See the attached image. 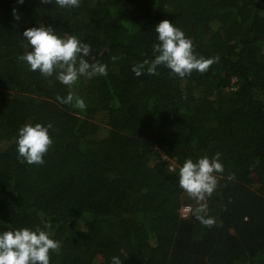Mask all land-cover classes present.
<instances>
[{"label": "trees", "instance_id": "trees-1", "mask_svg": "<svg viewBox=\"0 0 264 264\" xmlns=\"http://www.w3.org/2000/svg\"><path fill=\"white\" fill-rule=\"evenodd\" d=\"M0 2V234L50 233L61 245L50 264H264V0ZM163 20L194 54L219 62L185 78L164 66L137 77L132 67L153 58ZM40 24L89 44L83 58L107 75L65 86L31 71L18 57L32 50L23 32ZM69 92L84 110L57 100ZM26 123L53 125L43 165L18 160ZM215 153L224 171L204 202L209 228L193 215L179 169Z\"/></svg>", "mask_w": 264, "mask_h": 264}, {"label": "clouds", "instance_id": "clouds-1", "mask_svg": "<svg viewBox=\"0 0 264 264\" xmlns=\"http://www.w3.org/2000/svg\"><path fill=\"white\" fill-rule=\"evenodd\" d=\"M17 2L22 5L24 0ZM40 3L51 4L53 0H40ZM79 3L80 0H55V4L61 8L79 7ZM13 17L17 21L21 19L15 8ZM155 33L159 42L152 45L153 58L145 59L132 67L137 77L142 75L145 69L149 75H158L157 68L164 66L170 70L173 77L185 78L194 70L203 74L211 65L219 62L218 56L205 58L194 54L193 41L186 38L185 33L169 20L159 22L155 26ZM23 37L29 42L32 50L26 51L18 59L26 62L31 71L39 70L44 77H52L55 73L61 84L72 86L81 76L91 79L94 76L107 75V65L100 62L89 63L83 58L89 56L91 46L81 43L74 35L60 37L53 27L40 24L26 29ZM57 100L80 110L86 108L84 100L72 92L66 97L58 95ZM52 127L51 123L46 127L39 123H26L19 129L16 146L21 164H44V156L53 144L49 135ZM220 158L221 153H215L211 158L205 155L196 161L189 158L179 169V186L197 205L193 215L202 225L209 228L215 226L216 221L207 216V204L204 202L218 186L214 173L224 171ZM227 179L231 181L235 179V175L229 174ZM60 246L59 241L51 239L50 233L39 227L35 231L29 228L5 231L0 234V264H50L49 252L58 250ZM112 264L122 262L119 257H113Z\"/></svg>", "mask_w": 264, "mask_h": 264}, {"label": "built area", "instance_id": "built-area-1", "mask_svg": "<svg viewBox=\"0 0 264 264\" xmlns=\"http://www.w3.org/2000/svg\"><path fill=\"white\" fill-rule=\"evenodd\" d=\"M163 158L165 159V160H167V161H169L170 163H169V165H168V167L170 168V169H174V164H172L171 163V157L170 156H168V155H166L165 153H163ZM191 209V210H190ZM191 212H192V206L191 205H184L182 208H181V210H180V214H181V216L183 217V218H185V217H187V216H189L190 214H191Z\"/></svg>", "mask_w": 264, "mask_h": 264}, {"label": "rangeland", "instance_id": "rangeland-1", "mask_svg": "<svg viewBox=\"0 0 264 264\" xmlns=\"http://www.w3.org/2000/svg\"><path fill=\"white\" fill-rule=\"evenodd\" d=\"M0 3H2V2H0ZM99 123H100V125H101V122H100V121H99V122H98V120L94 121V122L90 125V126H91V129H97L98 126H99ZM102 128H104V124H102ZM171 158H172V157H171ZM171 163L175 165V162H174L173 158L171 159Z\"/></svg>", "mask_w": 264, "mask_h": 264}]
</instances>
